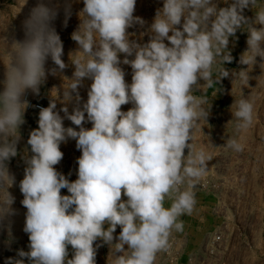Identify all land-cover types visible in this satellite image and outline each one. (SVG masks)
<instances>
[{
  "label": "clouds",
  "instance_id": "clouds-1",
  "mask_svg": "<svg viewBox=\"0 0 264 264\" xmlns=\"http://www.w3.org/2000/svg\"><path fill=\"white\" fill-rule=\"evenodd\" d=\"M136 2L83 0L71 35L78 45L69 53L74 71L61 77L62 88L51 89L27 139L31 155L25 148L22 156L19 189L29 250L19 249L18 258L5 264H96L104 245L107 264H157L161 255H171L185 230L182 217L197 210V192L213 160L206 146L197 145V133L208 126L211 100L221 91L216 85L230 76L231 94L236 84L239 98L228 122L233 136L221 147L244 152L241 134L254 126L255 90L264 85V0H162L141 33L149 37L144 43L128 31L146 23L134 15ZM26 4L23 0L16 14ZM60 9L59 0H38L22 22L23 39L0 35V228L7 229L9 243L16 214L9 190L16 177L8 165L18 155L31 106L27 96L39 95L49 75L69 66L54 26ZM71 9L64 0L65 27ZM0 32L6 33L7 25ZM238 32L247 33V49L239 57L246 67L235 71L225 64L234 59L229 44ZM49 60L55 67H46ZM257 64L262 72L253 77ZM122 65L130 66L131 83ZM85 80L91 83L83 101L79 89ZM128 104L132 107L122 110ZM65 119L76 127H65ZM69 139L81 152L74 181L55 167L64 156L60 146Z\"/></svg>",
  "mask_w": 264,
  "mask_h": 264
},
{
  "label": "rangeland",
  "instance_id": "rangeland-1",
  "mask_svg": "<svg viewBox=\"0 0 264 264\" xmlns=\"http://www.w3.org/2000/svg\"><path fill=\"white\" fill-rule=\"evenodd\" d=\"M70 2L72 9L67 26H64V0H59L61 9L54 21V26L63 41L64 55L62 59L69 66L60 75H49L45 84L41 86L39 95L29 93L27 96L29 103L36 101L48 106L51 89L62 88V76L69 78L72 76L74 68L70 64L69 53L75 51L78 45L71 39V35L80 23L78 12L83 8V0H70ZM37 3L38 0H27V4L16 14L20 10L23 0H0V28L7 25V32H0V35L7 34L10 38L23 39L22 22ZM161 7L162 0H137L134 15L141 17L146 23L143 27L136 25L128 29L129 33L134 34L133 39L142 43L148 41V35L141 36V33L147 32L156 10ZM245 14L249 17L254 16V12L249 10H245ZM236 35L238 39L230 41L229 44L234 59L232 63H226L225 67L229 70L239 71L246 67L239 64V57L247 49V33L238 32ZM46 67L51 68L55 65L49 60ZM122 67L126 71V81L131 83L130 66L122 65ZM261 72L262 70L257 64L250 75L255 77ZM3 73L4 66L0 63V80H3ZM90 83L91 81L85 80L84 87L79 89L83 101L87 100V88ZM249 83L251 87H255L257 82L252 79ZM216 87L221 91L217 92L211 100L212 107L207 121L208 126L203 125L204 133L198 132L196 138L197 145L206 146V150L213 155V160L210 162L203 187L201 186L197 192V210L191 216L182 217L185 222V230L183 234L177 235L182 243V248L178 260L174 264H191L187 261L188 257L195 258L194 264H264V85L255 90L257 94L256 119L254 126L241 134L245 150L239 154L226 152L221 147L227 138L233 136V124L228 122L233 119L231 105L235 98H239V87L236 84L233 85V96L231 94V76L224 78ZM243 91L245 95H248L251 89L244 88ZM197 94L200 93L197 92ZM208 94L211 97V90ZM61 107V103L57 102V110ZM130 107H132L131 104L124 105L122 110L127 111ZM71 110L72 105L69 104V111ZM60 114L63 116L62 112ZM38 116V113L29 110V108L25 113L26 122L20 129L22 138L18 144V155L8 165L10 171L15 175L16 181L23 179L25 164L22 156L25 148L29 149V155H31L27 139L30 131L38 127ZM64 126L76 127L67 119L64 120ZM85 127L90 128L91 124L88 123ZM60 150L64 156L55 167L70 181H74L77 179L78 170L76 161L81 155V152L76 148V141L69 139L66 143L61 144ZM62 194L67 195V190L63 189ZM17 219L18 227L23 229L25 218L18 216ZM119 231L118 227L116 235L119 234ZM214 231L222 233L223 244L220 253L210 258L206 256L205 244ZM97 243L100 242L97 241ZM28 245L29 243L23 248L15 247L10 253L0 255V264H5L9 257L18 258L17 251L19 249L28 251ZM108 253L107 245L100 247L97 250L96 264H107ZM69 258H71L70 246ZM25 264H28L27 260Z\"/></svg>",
  "mask_w": 264,
  "mask_h": 264
},
{
  "label": "built area",
  "instance_id": "built-area-1",
  "mask_svg": "<svg viewBox=\"0 0 264 264\" xmlns=\"http://www.w3.org/2000/svg\"><path fill=\"white\" fill-rule=\"evenodd\" d=\"M29 110H32L39 114V109L41 107H47L46 105L32 101L30 102ZM203 187V185H202ZM12 195L15 197V203L13 207L17 210L16 214L11 217V232L12 239L9 243V236L6 228H0V255H5L10 253L15 247L23 248L29 243L28 234H26L22 228L18 227L17 217L25 218L26 209L21 204L23 195L19 189V181H16V185L10 189ZM20 221V220H19ZM7 223V222H6ZM97 243V242H96ZM223 244V235L221 232L214 231L210 234L206 244H205V253L207 257H213L220 253L221 246ZM182 248V243H180L178 237L176 238L174 248L171 255H161L158 258L157 264H174L178 260L180 251ZM187 261L191 264H194L195 258L188 257Z\"/></svg>",
  "mask_w": 264,
  "mask_h": 264
}]
</instances>
